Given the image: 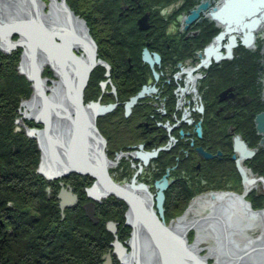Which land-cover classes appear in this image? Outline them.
Masks as SVG:
<instances>
[{
	"label": "flooded vegetation",
	"instance_id": "obj_1",
	"mask_svg": "<svg viewBox=\"0 0 264 264\" xmlns=\"http://www.w3.org/2000/svg\"><path fill=\"white\" fill-rule=\"evenodd\" d=\"M62 1L69 13L82 20L83 30L89 37H82L81 30L73 25L72 21L69 28L58 29L40 19L42 31L38 49L42 51H39L40 55L48 56V61L41 67L42 77L48 80V85L53 84L54 80L61 79L60 90L66 92L65 103H68V106L59 102L63 113L60 115L62 121L60 119L58 121L65 125L69 119L71 126L75 128V135L72 133V137L75 138L76 145H71L73 148L69 146L71 148L67 150L68 155L71 156L75 153L73 150L85 145L84 148L88 147L90 153L85 154V151L83 153L89 156L92 162L94 157H98L105 165L119 158V166L112 171L116 175L127 176L129 175L127 167L135 168L130 182L138 190L144 189L147 192L150 199L147 204L153 210H159L160 190L164 192L165 210L168 200L178 191L181 182L188 184L190 176H193L188 173L190 168L193 171L197 170L196 176H201L198 181L202 187L206 186L203 183L209 181L202 178L204 176L202 173L207 172L204 168L207 160H215L217 169L222 172L224 162H231L232 167L234 165L233 168L240 175L234 176L242 179L238 159L241 158L242 165L248 170L249 166L254 169L253 164L257 165L256 158L261 157L257 166L264 172L263 134L256 126V115L264 111V108L254 117L257 133L260 134L256 144H251L231 122L227 123V135L230 137L228 146L213 148L205 145L207 122L205 116L209 105L204 93L207 87L209 92L212 91V87L207 86L209 69L215 64L222 65L225 61L236 59L237 47L232 46L229 55L228 45L232 35H236L237 46L241 39L236 25L232 24L227 31L224 24L212 15L224 0H163L161 3L151 0H104L107 3L102 15L96 14L98 9L95 4L98 0L91 1L88 10L75 7L72 4L74 0ZM176 2L179 7L172 8ZM202 2H208V6L201 9L198 16L182 23L177 29L174 28L179 12L184 11L186 18ZM167 5L171 8L168 9L169 12H166ZM115 7L118 8L117 18L120 24L129 29L128 37L119 38L118 34L110 36L106 32L108 25L112 23L111 14L114 15L112 8ZM172 26L175 30H172ZM221 26H224V29ZM214 27L218 29L215 32ZM48 29L52 30L51 35L46 34L50 32ZM223 31L226 34L219 40ZM206 33H212L208 44L205 40ZM48 37L49 40L52 39L54 46L44 48V45L49 44ZM177 43L181 46L180 50L175 48ZM210 44H214L216 50L213 49L211 54L207 55V47ZM186 45H191L192 51L186 50ZM118 47L122 48L119 53ZM125 49L128 50L124 52ZM145 51L149 53L150 59L146 57ZM53 59L54 62L51 61ZM61 63L63 67H60ZM232 77L235 75L232 74ZM226 89L228 97L221 99V93ZM43 91L44 95L49 96V89L45 88ZM234 94L238 98H246L238 100L236 96L233 97ZM136 95H139L136 102L129 106L132 97ZM217 99L219 103L215 115L220 126L223 124L222 117L233 121V117L240 110L238 106L248 104L253 98L247 93L241 95L238 85L230 83L217 91ZM18 119L17 122L20 120ZM198 128L201 133L198 132ZM238 134L248 147L254 150L250 157H242L241 152L235 148V136ZM220 135L222 136L221 129ZM66 138L69 139V136L65 127L63 140H67ZM98 143L101 145L98 146ZM199 147L213 156H203ZM73 164L76 167L56 166L55 179L59 191L62 186H67L77 193V204L83 198L79 194L77 184L84 182L80 181L76 174H87L95 180H98V176L91 171L78 168L77 163ZM97 166L100 167L101 164ZM146 169L152 170L151 179L144 175ZM257 174L252 173L251 176H264L258 171ZM232 177L226 178V182ZM258 181L254 183L253 191L257 189L256 185L261 180ZM222 182L226 183L225 180ZM113 184L118 188L117 184ZM85 191L86 196L92 198L87 187Z\"/></svg>",
	"mask_w": 264,
	"mask_h": 264
},
{
	"label": "rangeland",
	"instance_id": "obj_2",
	"mask_svg": "<svg viewBox=\"0 0 264 264\" xmlns=\"http://www.w3.org/2000/svg\"><path fill=\"white\" fill-rule=\"evenodd\" d=\"M29 1H31V0H0V14H1L0 17H7L6 15H9V16L18 15L19 16L21 12L22 13L20 16H22L23 13L26 16L25 10H28L27 11V17L28 18H29V13H33V15H36L35 9L32 10L33 5H35L38 8H39V6L36 5V3H34V2L29 3ZM42 1L47 6L46 12L49 13L50 12V4L52 3V0H42ZM60 1H62V0H60ZM165 4H167V3H165ZM1 5H2V7H1ZM177 5H178V2L174 3L172 5V8L173 7L178 8L179 6H177ZM166 7H167L166 12H169L168 9L171 10L170 5H167ZM183 13H184V11L179 12L177 21H176V23H174L175 29H177L178 26L181 25L182 23L187 22ZM33 18L34 17H32L31 19H33ZM184 18H185V21H184ZM40 19L41 18L34 20V23L38 24V27L40 26L39 25L40 21H41ZM29 26L32 27L31 25H29ZM221 27L223 28L224 26H221ZM174 28L172 26V30H175ZM39 29L41 32L42 31L41 26ZM217 30L218 29H216V31ZM48 31H50V30L48 29ZM51 34H52V32L50 31L48 33V35H51ZM239 34H240V36L243 35V33H241V32ZM22 38L23 37L19 32L12 33V36L9 38V42L15 43V45L12 48H10L7 46V44L4 46V44L2 43L3 40L0 36V51H1V53H4L6 55H12V57L14 55H15V57L19 56V58L16 60L14 59V61L12 58L14 65H16L15 69H16V73H17V74H13V76L15 77L17 82H18V78H19L20 84L18 85V87H19L18 90L29 89L31 94L28 97L24 98L20 102V104L18 106L19 110H17V113H16V119L19 118L20 120L18 119L19 121L18 122L16 121L15 124L13 123V121H9V114H10L9 106L5 105V107H4V104L6 102L2 101L3 99L1 98L0 101H2L3 106L0 107V121L2 123H4L5 125L10 126V132L11 131H12V133L16 132V134H14V136H13L12 142L13 143H17V142L23 143L24 144L23 147H24V149H26V152H27L26 157H28V158L30 157L29 153H31V152L33 153V151H32V148L30 147V143L28 141V138L26 137V134L29 137L35 138L36 145L40 149V159L38 162V166L35 169L36 172H34L33 170H29L30 167H26V165H23V167L21 169L22 172L28 173L26 175L27 177H33V180H34V179H41L42 177L45 176L44 174H42L41 172L38 171V168L40 166L43 168V156H44L41 138H40L38 133L40 131H43V130L47 131L48 130V123L46 121H38L37 119L34 121L31 117H28L25 115L27 110H25V107H23L24 106L23 104L25 102L30 101L33 98L36 90H35L34 81L31 80L29 78V76L27 75V73H25L21 69V66L23 65V60H24V54L27 51L26 46H28V44L24 43L25 42L24 40H23L24 42L22 43V40H21ZM211 38H212V35L210 36L209 40L206 41L207 44L211 40ZM49 39H50V37H48V40ZM5 43H7L6 40H5ZM48 43H51L54 46V44L52 43L51 40H49ZM189 46L191 48H193L191 45H189ZM235 47H237V49H241L244 47V48L252 51L253 53H255V52L259 53L260 56L256 59L257 60L256 62L258 64L257 65L258 80H259L260 85H261V91H260L261 93H259V96L261 98L260 99L261 102L263 103L264 102V66L262 68H260L259 65L260 64L264 65V20L255 29V38H254V41L252 43L247 45V44L243 43V41L240 39L239 46L236 45ZM30 55L32 57L31 50H30ZM39 60H40V58H39ZM5 70L7 72H10L9 69L6 66H4V68L2 69V71L0 73V78H3V79L8 81L7 77L5 75H3ZM11 77H12V75H11ZM43 79L44 78L41 76V82ZM44 80L46 82L47 88L50 90L48 92V94L52 95L53 92H52L51 88L56 83V80H54L55 82H53V84H51V85H48L47 79H44ZM15 85L16 84L14 83V86ZM0 91H2L4 93L7 92L6 88H4L3 85H1V83H0ZM241 95H244V93L241 92ZM235 96L236 95L234 94L233 97H235ZM236 98H238V97L236 96ZM238 99H240V98H238ZM54 100L58 101V99H56V98ZM240 102H242V101H240ZM58 105H59V103H58ZM5 114H7V116H5ZM59 115H60V113H59ZM6 117L8 118V120L6 119ZM57 117L55 116L54 120L52 119L53 125L55 127L57 125H61V128L66 127V130H67L68 124L64 125L63 122L60 124L58 121L59 118H57ZM29 128L37 129L36 133H35L36 137H33L32 135H30L27 132V130ZM51 129L54 130L53 128H51ZM49 134L56 141V138H55L56 134L53 135L50 132H49ZM97 145L100 146L101 143H98ZM202 155L205 157H208L207 155H204V154H202ZM118 161L120 162L119 158L116 160H111L108 164L106 163L105 165H103L102 161H101L100 167L103 168L105 170V172H107L108 174H109V168H110V174H109L110 177L109 176H107V177L109 178V180L111 182L117 184L119 189H121L125 192H127V191L130 192V190L132 192H134V189H138V188L134 187V184L132 182H130V178L132 176V173L135 171V168L127 167L129 170V175H127V176H123L121 174L116 175L112 171H113V169H115L119 166ZM246 167H247V165H246ZM50 168H55V167L51 166ZM247 168H248V171L250 172V174H249L250 176L252 175V173H254L255 175H258L257 171L254 169H251L250 166ZM189 170L190 171L188 173H190L193 176H190L188 184L191 185L192 187L195 186L196 188H194V189L196 191L192 190L191 192H187L188 195L191 194L190 198L187 200V202L185 204L184 203L180 204L181 203V201H180L178 207L170 208L168 206V204H169V200H168V204H167L165 210L163 209V212H164L163 218L161 216L160 209L154 210L157 219L159 218L160 221L162 220L163 222H165L166 226L172 228L171 225H172V222L174 221V219H176V218L184 215L185 213H187L192 202H195L191 206V212L190 213H196V217L198 216V218H200L199 220L201 221V223L197 224L198 226L189 230L188 235L186 237L188 243H191L192 245H196V248L201 253V254H196V255L194 254L195 257L198 255L197 257H200V259H203L208 264H215V262H218L219 264H228V263L229 264H257L258 261H261V258H264V228H263L264 222L263 221L261 222L260 218H258V217H255L252 215H251L252 216L251 217L249 212H248L249 215H247V211H245L246 209L243 208L242 206H240V203L237 202L236 200L231 199L229 197H226L227 195H222V196L214 197V198H211L210 196H212V194H214V193H235L237 195H242V196L244 195L246 200L250 203L252 210L255 212H259L260 210H258V209L264 208V184L260 181V183H258L256 185L257 189H255V191H253L252 189H253V186L255 184L251 187L245 186V183L243 182V178L240 179L238 176H233L232 179L228 180L224 184H223V182L222 183L218 182L215 184L210 183V182H205L203 184H205L206 186L201 187V184L198 181L199 177H201V176H196L198 174L197 170L193 171L191 168ZM145 172H146V174H144V175L146 177L148 176L151 179L152 170L146 169ZM41 175H43V176H41ZM76 175H78L80 181L84 182V183H79V184L76 183L78 185L77 187H79V189H78L79 194H80V196L83 197L81 199V201L79 202V204L81 203V206L85 211L84 204L94 200V202H95L94 206H95V210H96L95 214L98 215L100 221L102 219V223H104L103 229L106 227L107 230L111 233L110 234L107 231L104 232L105 233L104 236H106L108 238V240L106 242L107 246H106L104 252H102L101 255L98 257V261H99L98 264H105V261H106L105 255H107V254L111 255V264H126L123 261V258L120 259L118 257V254L115 252L116 248L113 245V242H115L116 239H118L122 243V246H124L126 248V252H129L132 254L133 260L136 261V264H177V261H175L177 259L181 260L183 262V264H188L186 255L185 256L181 255L180 258H177L178 256L167 253V251L165 249H162V247L160 245H158V243L154 239V237H153L154 235L152 234V231L150 229H148L149 234L147 236H142L140 233H143V232H140V233L138 232L139 238L134 243L133 239L135 238V235H136L138 230L136 229V225L129 220L128 215L131 211V207L128 206V201L125 204L126 205L125 208L122 211L120 210V212H118V213H115V212H111V213H107V214L106 213H103V214L99 213L100 212L99 208L101 205V204H99L100 202L105 203V206H106L109 203L108 199L112 200L111 198L118 197V198L124 199L126 201V198L121 197L117 194L114 195L113 193L112 194L109 193L107 195L106 193L108 191L105 189V192H104L105 196H103L100 200H95L94 198L89 199L86 196L87 193L85 191V188L86 187L87 188L92 187L93 185H95L94 183L97 184L98 180L90 178L91 176L87 175V174L86 175L85 174H83V175L82 174H76ZM260 175H262V173H260ZM46 179H48V178H46ZM48 180L54 181L56 179L53 178V179H48ZM90 180H91V182H88ZM72 184H75V183H72ZM14 185L17 187H15ZM65 187H67V186H65ZM16 188L20 189V191H18ZM125 188H126V190H125ZM246 188H249L250 190L246 191ZM38 189H40V188L39 187L37 188L35 186H31L30 184H28L27 179H25L23 181H19L18 179H15V178H10L6 184H2L0 186V192L3 195H5V191L12 192L14 195V196H11V194H8V197H12L13 199H11L10 201L7 202L5 208L3 209V212L0 215V226H2L3 228H6V230L11 234V235H8V237H9L8 238V242H9L8 244L12 250L18 248V246H19L12 239L13 234L15 232L14 228L16 227L17 224L16 223L12 224V223L8 222L10 219H6V218H8V217L11 218L13 208L17 209V207L28 210L27 215L30 217L34 216V215L35 216L38 215V213H40L39 212L40 210L38 208L40 207V202L42 199L38 195L36 196V191H38ZM45 189H47L51 195V192H52L51 185L47 184ZM127 189H129V190H127ZM59 192L60 191L58 190L57 196H58ZM142 192L145 194L147 193L146 191H144V189H142ZM252 192H254V193H252ZM253 195H255V196H253ZM138 197H142L141 198L142 200L141 199L140 200L142 201V203L144 202L143 204L146 205L145 207L150 212L152 209H151V207H148L149 205L147 204L150 201V199L144 198L142 194L140 196L138 195ZM260 202H262V205L258 204ZM77 205L78 204H76V205L74 204L71 207L66 206V208L64 209V215H63L62 209L60 207V202H59L60 215L61 216H59V220L57 219L58 223H61L63 221H65V222L68 221V219H66V218H67V215H69V213H71L70 209H72V207L77 206ZM167 209H168V211H167ZM170 209H173L172 213H171ZM141 212H140L141 216L138 217L134 214V218H136V220H137L136 223L139 221V225L141 226V228L145 229V228H148L147 224L144 221L145 210L141 209ZM85 214H86V216H88L86 211H85ZM146 215H147V213H146ZM87 218H89L92 222L88 219L87 220L88 222H86V224L84 223L83 226L88 230H90L92 228V230H93L92 233H97L99 235L102 232L101 227L100 226H93V225L90 226V224H93L95 221H93L89 216ZM17 221H18V219H17ZM109 221L115 222L116 227H117V230L115 232L108 229L107 223ZM21 228L23 229L22 226L20 227V229ZM20 229H18V230H20ZM35 231L36 232L38 231V223H37V226L34 227L31 232L35 233ZM19 232L25 234L23 231L22 232L19 231ZM18 236L21 239L24 238V236L23 237L21 235H18ZM238 236H240V237H238ZM242 237H245L244 239L247 238V241H248V239H250L251 245L253 244L254 247H256V248L253 249V246H251V249L248 251L249 248L244 246V244H246L245 243L246 240L244 241L243 239H241ZM146 241L149 242L150 244L146 243ZM191 249H192V247H191ZM22 252L25 254V256L26 255H31V256L33 255V253L31 254V252L24 250V249L22 250ZM189 257H190V255H189ZM205 257H207V259H205ZM220 259H222L224 262ZM21 260H22L23 264L26 263V260L24 258H21ZM189 264H198V263L196 261H194L193 259H191V257H190L189 258Z\"/></svg>",
	"mask_w": 264,
	"mask_h": 264
},
{
	"label": "trees",
	"instance_id": "obj_3",
	"mask_svg": "<svg viewBox=\"0 0 264 264\" xmlns=\"http://www.w3.org/2000/svg\"><path fill=\"white\" fill-rule=\"evenodd\" d=\"M87 1L88 0H74L72 4L79 9L85 8L88 10L90 8L89 3L93 0H89L88 3ZM161 1L163 0H151V2L157 3H161ZM106 3L104 0H98L96 2L95 6L98 9L96 14H103L106 8ZM117 7L112 8L114 15L111 14L112 23L108 25L106 32H108L110 36L118 34L119 38L123 36L128 37L129 29L127 26L121 25L117 18ZM213 30V32H215L216 28L214 27ZM211 35L212 33H206L205 40H209ZM175 48L176 50H180V44L177 43ZM185 48L186 50L192 51L189 45H186ZM120 49L122 48H117L118 53ZM127 50L128 49H125L124 52ZM236 54V59L225 61L222 65L215 64L209 69L208 73L209 80L207 86L209 85V87H212V91L215 94L212 91L209 92L208 87L204 93L205 100L209 105L205 116L207 117V122H205V145L213 148L228 146L227 143L230 142V137L227 135V123L232 122V124H235L237 131L247 138L251 144H256L260 136V134L257 133L254 123L255 114L264 108V102H261V98L259 96L261 85L258 80V70L256 69L258 65L256 59L260 55L258 52L253 53L244 47L238 49ZM12 58L14 61V59H18L19 56L15 57L14 55L12 57V55H6L0 51V73L4 66H6L10 71L7 72L5 70L3 73V75L7 77L8 81L0 78L1 85H3L8 92L4 93L2 92L3 90L0 91V99L2 98V101L6 102L4 107L5 105L9 106V121H13L15 124L16 113L17 110H19L18 106L20 102L31 93L29 89H27L28 91L24 89L18 90L20 81L18 78L17 82L13 76V74L17 73L15 69L16 65H14ZM232 74H234L235 77H232ZM14 83L16 84L15 86ZM230 83L238 85L240 92L250 94L253 99L244 106H238L240 110L233 117V121L222 117L223 124L218 126V119L215 115V109L217 103H219L217 99V91ZM2 101H0V107L3 106ZM5 116H7V114H5ZM6 119L8 120L7 117ZM220 129L222 136L220 135ZM14 134H16V132H10V126L5 125L0 121V186L2 184H6L10 178H15L19 181L27 179L28 184L40 188L38 191H35L36 196L38 195L42 199L40 207L38 208L40 210L38 215L30 217L27 215L28 210L17 207V209L13 208L11 214L12 217L6 218L10 219L8 222L17 224L14 228L15 232L12 239L17 245H19L18 248L13 250L11 249L8 244V235L11 234L6 230V228L0 226V264H23L21 258L26 260L25 264H98V257L102 252H104L107 246L106 242L108 238L104 236V232L107 231L110 233L106 227L103 229L104 223H102V219L101 221L90 224V226H100L102 232L99 235L97 233H92V228L88 230L83 226L84 223L86 224V222H88L87 220L89 218H87L88 216H86L81 203H77V206L70 209L71 213H69L66 218L68 221L58 223L59 216H61L59 198L57 197L59 186L56 183V180H48L45 176L41 179L33 180V177L26 176L28 174L27 172H22L21 169L23 165L30 167L29 170L36 172L35 169L37 168L40 159V149L36 145L35 138L29 137L25 133L33 151V153H29V158L26 157L27 152L23 147L24 144L12 142ZM219 136H221V138H219ZM260 158L261 157L256 158L257 165H259V162L261 161ZM204 165L207 172L205 171L202 173L204 174L202 178L208 180L210 183L215 184L224 180L226 182V178H230L234 175H238L240 177L236 169H234L235 166L233 165L234 168L232 167L231 162H224L223 172L220 169H217L216 162L213 159L209 161L207 160ZM257 165L253 164L254 170L264 174L262 168ZM88 182H91V180ZM181 183L182 185L178 187V191H176V193L174 192V196L172 195L170 197L168 204L170 208L178 207L180 201V204H185L191 195H188L187 192H191L192 190H195L194 188H196L195 186L192 187L187 183ZM47 184L52 187V192L50 191L51 195L49 191L45 189ZM17 190L20 191V189ZM8 194L14 196L12 192L5 191V195L0 192V215L7 202L13 199L12 197H8ZM111 199L112 200L108 199L109 203L106 206L103 202L99 203L101 204L99 213H118L120 210L122 211L125 208V204L127 202L124 199H120L118 197H113ZM258 204L262 205V202ZM170 210L172 213L173 209ZM37 223L38 231H35V233L31 232L32 229L37 226ZM21 226L23 229H20ZM19 231H23L25 234L20 233ZM18 235H21L22 237L24 236V238L21 239ZM23 249L31 252V254L33 253V255L25 256L22 252Z\"/></svg>",
	"mask_w": 264,
	"mask_h": 264
},
{
	"label": "bare ground",
	"instance_id": "obj_4",
	"mask_svg": "<svg viewBox=\"0 0 264 264\" xmlns=\"http://www.w3.org/2000/svg\"><path fill=\"white\" fill-rule=\"evenodd\" d=\"M238 0H235V1H232V3L236 2ZM36 3V5L39 6L36 7L35 5H33V9H35V13L36 15H33V13H29V18L27 17V11L28 10H25L26 11V16L20 15H6L7 17H0V30L3 32V35L5 34V31L4 29H7L9 27V23H14V24H18L20 25L21 27L24 28H27L29 31L31 29H37V30H40V26L38 27V24H35L34 23V20L35 19H44L48 24L50 25H53L54 27L58 28V29H61V28H69L70 26V21L73 22V25H75L76 27H79V30H81L80 32V35L82 37H89L87 32L85 30H83V22L80 18L76 17L75 15L73 16L72 13H69V11L67 9H65V6H64V2L63 1H60V0H52V3L50 4V12L47 13L46 12V8L47 6L45 5V3L42 1V0H31L29 1V3ZM43 2V3H42ZM213 4V3H212ZM2 7V5H1ZM238 5L236 3V7L237 8ZM4 11V10H3ZM7 11V10H6ZM24 11V12H25ZM31 12V11H30ZM34 12V11H33ZM231 16L233 15H237L238 12L236 11H231ZM1 15V14H0ZM3 15V14H2ZM258 16L261 18L262 16H260V14L258 13ZM32 17H34L33 19H31ZM230 17V16H229ZM231 18V17H230ZM264 20V17L262 19V21ZM220 21V20H218ZM261 21V22H262ZM41 23V21H40ZM46 23V24H47ZM29 25H31L32 27H30ZM40 25V24H39ZM45 25V24H44ZM235 25V24H234ZM258 27V26H257ZM47 28V26H46ZM45 29V28H44ZM25 30V29H24ZM45 31V30H44ZM52 31V30H51ZM74 31V30H73ZM72 31V32H73ZM35 32H38V31H35ZM230 33V32H229ZM48 34V33H46ZM226 33L223 31L221 33V35H225ZM220 35V36H221ZM2 40H3V44L4 46L7 44L5 43V40L9 43V39L11 36H12V33H10L8 35L7 38H5L4 36L0 35ZM65 36V35H64ZM71 36V35H70ZM22 41L24 40L25 42H29L30 39L28 37H25L22 35ZM5 39V40H4ZM52 40V39H51ZM66 41V39H64ZM74 42V41H73ZM72 42V43H73ZM47 44V43H46ZM85 44V43H84ZM91 44V43H90ZM216 44V43H215ZM7 46L9 47V45L7 44ZM6 46V47H7ZM45 47L44 48H51L53 47V45H51L50 43L47 44V45H44ZM89 46V45H88ZM27 47V51L26 53L24 54V60H23V65L21 66V69L27 73V75L29 76V78L31 80L34 81V84H35V95L33 96V98L28 101V102H25L23 105V107H25V110H27L26 112V116L28 117H31L34 121L37 119L38 121H46L48 123V130H43V131H40L38 134L41 138V143H42V148H43V152H44V156H43V169L44 171H46V173H48L50 170H55L57 169L56 166H59L62 165V166H70V167H76L75 164L73 163H77L79 167H83L85 168V165H88L89 168H93L95 174H103L105 176H107V173L104 174L105 170L101 167H98L97 164L101 163V159L100 158H96L94 157L93 159V162L91 160H89V156L87 157L85 154H87V152H89V148L86 147L84 148L85 145L81 146V148L79 149H75L73 150L75 153L72 154L71 156L67 154V150L69 148H71L72 146L71 145H76V141H75V138L72 137V133L75 135V132H74V129L73 127L71 126V121L69 122V119H67V124H68V128H67V134L69 136V139L67 140H63V132L65 130V128H61V125H57L56 127L53 125V121L52 119L54 120V117L58 116L57 118L61 120L60 118V115L61 113H63V110L61 109V106L58 105V103L60 102L61 104L62 103H65L67 102L66 101V97H65V93L62 92L61 89V85H62V80L59 79V80H56V83L52 86V92L53 94L52 95H49V96H46L44 95V91L43 89H48L47 86H46V82L45 80L43 79L42 82H41V76H42V69L41 67H43L44 65V62H47L48 59L47 57H45L44 55H40V52H42L41 50L37 49V54H35L36 58L32 55H30V47L26 46ZM83 47V46H82ZM66 48V47H65ZM90 48V47H89ZM41 49V48H40ZM68 49H71V48H68ZM49 50V49H47ZM216 50V49H214ZM40 51V52H39ZM63 51V50H62ZM210 51V50H209ZM48 52V51H47ZM43 54V53H42ZM52 54V52H51ZM91 54V52H90ZM40 55V57L38 56ZM207 55H209L207 53ZM237 55V54H236ZM54 57V56H53ZM61 57V56H60ZM40 58V60H39ZM234 59V58H233ZM46 60V61H45ZM52 62H54L55 60H51ZM238 61V60H237ZM64 62V61H63ZM70 62V61H69ZM74 65V64H73ZM255 66V65H254ZM60 67H63V64L61 63ZM65 67V66H64ZM200 68V66H199ZM257 69V68H256ZM263 71V70H262ZM91 75V73H90ZM90 77V76H89ZM74 79V78H73ZM76 79V78H75ZM55 82V81H53ZM65 85V84H64ZM78 85V84H77ZM65 91V90H64ZM261 93V92H260ZM77 96V95H76ZM69 97V96H68ZM67 97V98H68ZM58 99V101L54 100V99ZM70 98V97H69ZM62 99V100H61ZM56 101V102H55ZM59 103V104H60ZM67 104L68 106V103H65ZM69 109V107H68ZM73 109V108H72ZM87 109V108H86ZM76 110V109H74ZM29 112V113H28ZM60 113V115H59ZM95 115V114H94ZM89 117V116H88ZM76 119V118H75ZM89 119V118H88ZM87 119V120H88ZM74 120V119H73ZM72 120V121H73ZM75 122V121H74ZM50 125V126H49ZM51 128H53L54 130H52ZM81 128V127H79ZM78 128V129H79ZM86 130V129H85ZM77 131V130H75ZM50 133H52L53 135L56 134L55 138H57V140L55 141L51 136H50ZM77 134V133H76ZM73 135V136H74ZM33 136V135H32ZM33 137H36V135H34ZM76 137V136H75ZM78 137V136H77ZM79 138V137H78ZM62 139V140H61ZM65 139V138H64ZM77 139V138H76ZM100 142V141H99ZM104 142V141H103ZM56 143V144H55ZM72 143V144H71ZM94 143V142H92ZM96 143V142H95ZM109 143V142H108ZM83 144V143H81ZM80 144V145H81ZM104 145V144H103ZM54 146V147H53ZM71 146V147H69ZM87 146V145H86ZM74 147V146H73ZM72 147V148H73ZM90 147V146H89ZM77 148V146H76ZM84 148V149H83ZM53 149V150H52ZM86 152L85 154L83 152ZM93 151V150H92ZM102 151V150H101ZM90 153V152H89ZM92 153V152H91ZM104 153V152H103ZM110 155V154H109ZM93 158V156H92ZM67 159V160H66ZM105 159V158H104ZM115 159V158H114ZM70 162H69V161ZM106 160V159H105ZM104 160V162H105ZM89 161H91L93 164H89ZM107 161V160H106ZM80 163V164H79ZM94 163L96 165H94ZM112 165V164H111ZM55 167V168H50V167ZM61 166V167H62ZM78 167V168H79ZM65 168V167H64ZM59 171V170H58ZM81 171V170H80ZM61 172V170H60ZM248 174H250V172L247 170ZM78 173V172H77ZM91 173V172H90ZM94 174V173H93ZM250 176V175H249ZM46 177V176H45ZM137 177V176H136ZM252 177V176H251ZM254 183H246L245 186H253ZM163 187V186H161ZM96 189L98 190L99 194L100 193H104L105 192V187H104V184L98 180L97 184H96ZM129 190V189H128ZM133 190V189H132ZM250 189L249 188H246V191H249ZM130 192H132L130 190ZM134 196H140L141 194L143 195L144 198L148 199V195L143 193L142 190H138V189H134V192H133ZM136 194V195H135ZM245 194V193H244ZM108 195V194H107ZM222 195H227L226 197H229L231 199H234L236 200L237 202L240 203V206H242L243 208H245L247 211V215L250 214V216H255V217H258L260 218L261 222L263 221L264 222V215L262 214L261 211L259 212H255L252 210V207L250 205V203L246 200L245 196L243 195H237L235 193H214L212 194V196H210L211 198H214V197H219V196H222ZM246 195V194H245ZM127 201V200H126ZM144 203V202H143ZM195 202H192V204L190 205L189 207V210L187 211V213H185L184 215L174 219V221L172 222V228L170 227V229L172 230L173 233L177 234L178 237H180V243L184 246V247H187L188 249H190L191 251V254L194 256V254H201L198 249L196 248V245H192L191 243H188L187 241V235H188V232L189 230H191L192 228L198 226L197 224H200L201 221L199 220L200 218H198V216L196 217V213H190L191 212V206L194 204ZM128 206L131 207L130 203L128 202ZM146 206V205H145ZM249 212V214H248ZM134 214L136 215V213L134 212L133 209H131L128 217H129V220L134 223L136 225V230L137 233L135 235V238L133 239L134 243L138 240L139 238V234L138 232H143V233H140L142 236H147L149 233L148 231V228H141V226L139 225V221L136 223V218H134ZM198 215V214H197ZM251 216V217H252ZM140 219V218H139ZM138 219V220H139ZM162 219V218H161ZM203 219V218H202ZM256 220V219H255ZM169 222V221H168ZM205 222V221H204ZM247 223V222H246ZM263 228H264V225H263ZM191 234V233H190ZM240 237V236H238ZM245 237H242L241 239H243L245 241L246 244H244V246H246L248 249V251L251 249V246H253V249L256 248L254 247V245L252 244L251 245V240L248 239L247 241V238L244 239ZM240 239V238H239ZM240 241V240H239ZM144 243V242H143ZM146 243H149L146 241ZM184 243V244H183ZM145 244V243H144ZM150 244V243H149ZM148 245V244H147ZM144 246V245H143ZM150 247V246H149ZM192 247V249H191ZM259 248V247H258ZM262 248V247H261ZM145 249V248H144ZM146 250V249H145ZM181 255H184L185 254H181ZM198 256V255H197ZM196 256V259L197 261H199L200 264H208L206 261H204L203 259H200V257H197ZM191 257V256H190ZM189 255H186V258H187V263L189 264ZM123 258V261L126 263V264H136V261L133 260V256L131 253L129 252H126L123 254L122 256ZM205 259H207V257H205ZM222 260V259H220ZM225 260V259H224ZM144 261V260H143ZM177 261V264H183V262L179 259L175 260ZM181 261V262H180ZM223 261V260H222ZM224 262V261H223ZM215 264H219L218 262H215ZM229 264V263H228ZM257 264H264V258H261V261H258Z\"/></svg>",
	"mask_w": 264,
	"mask_h": 264
},
{
	"label": "water",
	"instance_id": "obj_5",
	"mask_svg": "<svg viewBox=\"0 0 264 264\" xmlns=\"http://www.w3.org/2000/svg\"><path fill=\"white\" fill-rule=\"evenodd\" d=\"M232 1H235V0H224V3L220 7H217V11H215L212 15L224 24L227 31L229 30V28L231 27L232 24H235L236 27H238L237 29L241 33H243V35L241 36L243 43L249 45L250 43H252L254 41L255 29L261 23V21L264 17V0H238L234 3H232ZM236 3L238 5L237 10L235 8ZM207 6H208V2H202L200 5H198V7L196 9H194L192 11V13L189 16L186 17V21L189 22V21L193 20L196 16L199 15L200 10L203 8H206ZM231 11H236L238 13H237V15L231 16V13H230ZM258 13L260 14V16H262L261 18L258 16ZM32 28H34V27H32ZM24 29L20 25L14 24L11 22V23H9V27L7 29H4V30H6L5 34H4L5 36L3 35V32L1 30H0V35L7 38L10 33L19 32L23 36H26V37L29 36L28 38L30 39V41L29 42L22 41V43L24 42V43L28 44V46L30 47L32 55L35 57L36 56L35 54H37V49L39 48V45H40V39L39 38H40L41 32H40V30H37V29H31L30 31L27 28H24ZM35 31H38V32H35ZM222 37H223V35L219 36V40ZM7 44L9 45L10 48H12L15 45V43H12V42H9V43L7 42ZM236 45H237L236 35H232L231 42L228 45V47H229L228 54L229 55L231 54L232 46H236ZM214 47H215L214 44H210L207 47V52L209 53V55L211 54ZM145 52H146V54H145L146 57L149 58V53L147 51H145ZM263 66L264 65H261L260 68H262ZM138 96L139 95L132 97L131 101L129 102V106H131L133 103L136 102ZM227 97H228V94H227V89H226L221 93V99H224ZM239 98L240 99H238V100H242L246 97H239ZM256 126H257L258 131L263 134V140H264V111L259 112L256 115ZM36 130L37 129H35V128H29L27 130V132L30 135L34 136L36 133ZM198 132L201 133L200 128H198ZM235 148L241 152L242 157H250L254 152L253 149H250L248 147L245 140L242 139V137L239 134L235 136ZM198 149L200 150L201 154H204L207 156H213L212 153L205 151L202 147H199ZM89 164H93V163L89 161ZM94 165H96V164L94 163ZM238 166H239V170L241 172L242 178H243V182L245 184L246 183H252L253 184V183H256L258 180H261L264 183V176H260V177L249 176L247 169L241 163V158L238 159ZM65 167L67 168L66 165H65ZM79 168L80 169L82 168L85 171H91L92 173L95 174L93 168H89L88 165L85 166V168H83V167H79ZM38 171L41 172L42 174H44L48 179H52V178L56 177V169L50 170L48 173H46L43 170V168L40 166L38 168ZM105 173L106 172H104V174ZM96 175L98 176V180H100L105 185V188L108 191L106 194L113 192V193H116L117 195H119L121 197L126 198V200L131 205V209H133L134 212L136 213V216H138V217L141 216V214H140L141 209L145 210L144 221L147 224L148 229H150L152 231V234L154 235L153 236L154 239L156 240L158 245H160L162 247V249H165L167 251V253L178 256L177 258H180L181 254L190 255L191 259H193L198 264H200L199 261H197L196 257L191 254L190 249H188L187 247H184L179 242L181 238L178 237L177 234L173 233L172 230L170 229V227L166 226L165 222H163L162 220L160 221L159 218L157 219V217L155 215V211L153 209L150 212L148 211V209L145 207V205L140 200V197H138L136 194H135L136 196H134L133 192L131 194V192H128V191L125 192V191L115 187L114 184L107 177L108 175L105 176L101 173L96 174ZM88 192L91 195V197L94 198L95 200H100L103 196H105L104 193L98 194L99 192L96 189V183L92 187L88 188ZM58 197H59L60 207L62 209L63 215H64V209L66 208V206L71 207L74 204H76V202L78 200L77 193H74L71 187L68 189L65 186H62V189L60 190ZM158 198H159L158 206L160 209L161 216L163 218L164 217V212H163V209H164L163 208L164 192L162 190L159 191V197ZM94 205H95V202H94V200H92L90 202L85 203L84 208H85L87 215L93 221L96 222V221H98L99 217H98V215L95 214L96 210H95ZM258 210H260L262 212V214L264 215V208L258 209ZM146 213H147V215H146ZM107 225H108L109 230H111L113 232H115L117 230L115 222L109 221L107 223ZM113 245L116 248L115 252L118 254V257L120 259H122L123 254L126 252V248L124 246H122V243L118 239H116L115 242H113ZM105 259H106L105 264H111V255L110 254L105 255Z\"/></svg>",
	"mask_w": 264,
	"mask_h": 264
}]
</instances>
